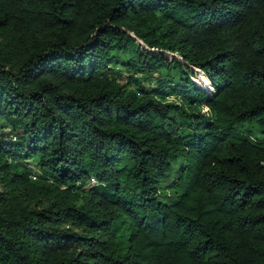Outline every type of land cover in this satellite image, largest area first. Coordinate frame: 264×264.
I'll return each mask as SVG.
<instances>
[{
  "label": "trees",
  "instance_id": "16d2710c",
  "mask_svg": "<svg viewBox=\"0 0 264 264\" xmlns=\"http://www.w3.org/2000/svg\"><path fill=\"white\" fill-rule=\"evenodd\" d=\"M0 264H264V0H0Z\"/></svg>",
  "mask_w": 264,
  "mask_h": 264
},
{
  "label": "rangeland",
  "instance_id": "374dc122",
  "mask_svg": "<svg viewBox=\"0 0 264 264\" xmlns=\"http://www.w3.org/2000/svg\"><path fill=\"white\" fill-rule=\"evenodd\" d=\"M204 75L202 72H199V75L196 77L194 76V79L198 82H201L202 84L204 85H208V82L205 81L204 79ZM170 98H174L172 94H170ZM246 129H250V131H253L254 133L256 134H261L260 131H259V128H258V125L256 122H250V121H245L244 123H242L240 126H238L237 130L241 131V132H245ZM34 169L37 170V168L35 167V164H34Z\"/></svg>",
  "mask_w": 264,
  "mask_h": 264
}]
</instances>
